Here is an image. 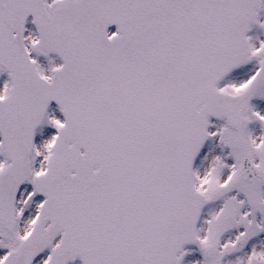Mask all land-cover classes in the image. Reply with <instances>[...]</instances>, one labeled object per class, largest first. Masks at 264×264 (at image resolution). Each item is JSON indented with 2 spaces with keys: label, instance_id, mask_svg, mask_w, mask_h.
Returning <instances> with one entry per match:
<instances>
[{
  "label": "snow or ice",
  "instance_id": "6c2138e0",
  "mask_svg": "<svg viewBox=\"0 0 264 264\" xmlns=\"http://www.w3.org/2000/svg\"><path fill=\"white\" fill-rule=\"evenodd\" d=\"M0 264H264V0H0Z\"/></svg>",
  "mask_w": 264,
  "mask_h": 264
}]
</instances>
